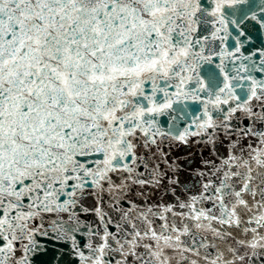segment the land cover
<instances>
[{
	"label": "snow or ice",
	"instance_id": "1",
	"mask_svg": "<svg viewBox=\"0 0 264 264\" xmlns=\"http://www.w3.org/2000/svg\"><path fill=\"white\" fill-rule=\"evenodd\" d=\"M0 264H264V0H0Z\"/></svg>",
	"mask_w": 264,
	"mask_h": 264
}]
</instances>
